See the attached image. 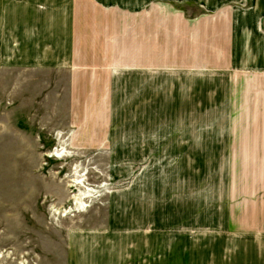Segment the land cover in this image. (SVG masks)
<instances>
[{"label":"rangeland","instance_id":"374dc122","mask_svg":"<svg viewBox=\"0 0 264 264\" xmlns=\"http://www.w3.org/2000/svg\"><path fill=\"white\" fill-rule=\"evenodd\" d=\"M159 6L253 0H0V264H264L263 71Z\"/></svg>","mask_w":264,"mask_h":264},{"label":"crops","instance_id":"0c3cea01","mask_svg":"<svg viewBox=\"0 0 264 264\" xmlns=\"http://www.w3.org/2000/svg\"><path fill=\"white\" fill-rule=\"evenodd\" d=\"M204 12L208 15H211L210 17L214 16L216 13L214 9H208L207 7H204ZM223 12L225 16L223 15V13H219L216 14L215 17H212L211 21L201 20L191 25L181 19V17L177 13L167 14L168 10L164 7L159 6L158 17L152 23H155L157 27H159L163 25L162 22L164 20H167L168 25L171 27V30L173 31L175 27H177L178 32L181 34L185 31L190 32L191 30H195L196 32L195 28H197V30H199L201 33L207 34L206 36H208L209 33L210 41H208L207 39L205 41L204 39L206 46L204 51L205 61L203 66L207 69H210V71H214L212 70L213 60L217 61L216 59L218 58L222 59L227 53H233L234 51L235 55H226L229 67L235 68L234 73L230 75L233 78V83L234 78L241 72H243L241 69L253 70L254 68H257L263 71L262 75L264 76V34L259 32V29H262L264 31V0H253V10L251 12V16L249 18L240 17L236 22L237 25L235 27L243 30L242 35L238 33L239 29H237L236 35L235 31L230 28L233 22V19L230 16V9ZM148 13L149 14L146 15V19H149L150 16L153 15L150 12ZM143 20L144 19H142V21ZM192 35L193 37L196 36L193 33ZM207 47L209 48L208 51ZM225 47L227 48V50L225 49ZM175 53L177 52L174 51L173 54ZM256 81H262V88L264 89V78L263 80ZM249 85H252V83L247 84V86ZM247 86L242 90L251 91V87ZM263 93L264 92L262 91V94ZM251 148L258 150V147L253 145L247 147L246 149ZM262 159L264 160V158Z\"/></svg>","mask_w":264,"mask_h":264},{"label":"bare ground","instance_id":"6f19581e","mask_svg":"<svg viewBox=\"0 0 264 264\" xmlns=\"http://www.w3.org/2000/svg\"><path fill=\"white\" fill-rule=\"evenodd\" d=\"M56 152H57V151H56ZM56 155H58V154H56ZM74 182H75V181H74ZM77 182H78V181H77ZM77 182H76V184H77ZM79 182H80V181H79ZM81 182H82V181H81ZM81 182H80V183H81ZM80 183H78V184H80ZM78 184H77V185H78ZM84 195H85V196H84ZM87 196H88V195L85 194V193L82 194V195H81V194H78V195L76 194V195H74V198H72V199H74V201L78 204V203H79V200H80V197H87Z\"/></svg>","mask_w":264,"mask_h":264}]
</instances>
